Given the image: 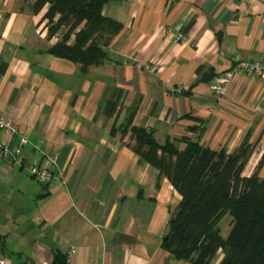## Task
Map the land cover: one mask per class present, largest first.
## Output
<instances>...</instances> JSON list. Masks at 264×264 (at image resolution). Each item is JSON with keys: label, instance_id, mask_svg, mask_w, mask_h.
I'll return each mask as SVG.
<instances>
[{"label": "crops", "instance_id": "0c3cea01", "mask_svg": "<svg viewBox=\"0 0 264 264\" xmlns=\"http://www.w3.org/2000/svg\"><path fill=\"white\" fill-rule=\"evenodd\" d=\"M45 12L0 0V116L20 134L0 130V148L27 140L12 170L0 153V259L190 264L160 247L180 196L139 161L122 126L135 108L132 126L153 131L158 144L193 140L187 129L197 127L204 147L227 153L248 134L254 150L242 176L253 174L264 157V81L235 68L264 61V0L110 1L102 14L122 30L106 60L84 72L46 54L59 37L46 38ZM199 70L214 77L193 87ZM227 74L218 99L209 88ZM48 156L65 187L46 188L28 174V164Z\"/></svg>", "mask_w": 264, "mask_h": 264}, {"label": "trees", "instance_id": "16d2710c", "mask_svg": "<svg viewBox=\"0 0 264 264\" xmlns=\"http://www.w3.org/2000/svg\"><path fill=\"white\" fill-rule=\"evenodd\" d=\"M23 1L32 15L46 9V38L59 37L46 54L79 65L81 72L106 60L109 43L122 30L120 23L102 14L114 0ZM213 77L212 72L200 75L193 87ZM135 113V108L129 109L122 126L133 141L132 152L154 168L160 179L166 178L180 196L161 249L190 264H213L218 253L222 255L219 264H264V178L258 176L264 157L253 174L242 176L254 150L249 135L231 153L224 147H204L200 142L203 129L197 127L187 129L195 134L193 140L168 139L158 144L153 131L132 126ZM181 143L184 147L179 149ZM226 216L230 229L224 238L219 224ZM52 264L66 261L55 254Z\"/></svg>", "mask_w": 264, "mask_h": 264}, {"label": "built area", "instance_id": "2783aa9c", "mask_svg": "<svg viewBox=\"0 0 264 264\" xmlns=\"http://www.w3.org/2000/svg\"><path fill=\"white\" fill-rule=\"evenodd\" d=\"M176 41L186 42L182 34H177ZM236 71L245 73L247 76L255 78L259 81H264V61L254 62H238L235 68ZM230 83V75H225L217 84L210 86L212 94L221 99L226 95L227 87ZM0 130H4L10 137L19 136L18 126L11 124L0 116ZM27 144V140L20 136L19 143L14 149H9L4 146L0 148V153L7 160V166L12 170L18 164V158H21V153ZM56 157L48 156L43 163L33 162L26 166L28 174L34 178L39 184L46 188L54 186L65 187L66 180L61 171L56 168ZM52 167H55L53 170ZM0 264H8L5 260L0 259ZM30 264V263H23ZM38 264H52V263H38Z\"/></svg>", "mask_w": 264, "mask_h": 264}, {"label": "rangeland", "instance_id": "374dc122", "mask_svg": "<svg viewBox=\"0 0 264 264\" xmlns=\"http://www.w3.org/2000/svg\"><path fill=\"white\" fill-rule=\"evenodd\" d=\"M229 222H230V217L226 216L221 223L219 224L220 226V231H221V235L225 238L229 232L230 226H229Z\"/></svg>", "mask_w": 264, "mask_h": 264}]
</instances>
